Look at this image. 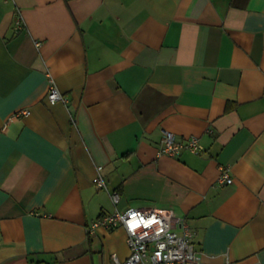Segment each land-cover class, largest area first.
I'll return each mask as SVG.
<instances>
[{
	"label": "crops",
	"instance_id": "1",
	"mask_svg": "<svg viewBox=\"0 0 264 264\" xmlns=\"http://www.w3.org/2000/svg\"><path fill=\"white\" fill-rule=\"evenodd\" d=\"M167 130L202 152L160 155ZM100 165L204 262L264 264V0H0V264L125 259L123 226L88 231L116 208Z\"/></svg>",
	"mask_w": 264,
	"mask_h": 264
},
{
	"label": "built area",
	"instance_id": "2",
	"mask_svg": "<svg viewBox=\"0 0 264 264\" xmlns=\"http://www.w3.org/2000/svg\"><path fill=\"white\" fill-rule=\"evenodd\" d=\"M49 77L48 99L52 103L67 104L68 98L61 91L51 73ZM19 114L28 115L30 110H22ZM183 150H190L195 154L201 153L203 145L200 138L192 135L181 140L174 131L167 130L161 140L159 154L178 156ZM97 169L98 172L93 181L97 186L109 192L116 208L94 219L89 224L88 231L94 234L99 227L112 229L121 225L125 228L129 255L121 259L117 253H113L115 264H209L202 260L196 248L194 240L196 231L184 218L177 216L171 208L143 209L130 206L119 209L117 205L121 199L120 193L108 188L103 176V166L100 165ZM219 182H233L227 167L221 169ZM179 225L182 227L181 232L177 230ZM224 264H231V262L227 260Z\"/></svg>",
	"mask_w": 264,
	"mask_h": 264
}]
</instances>
